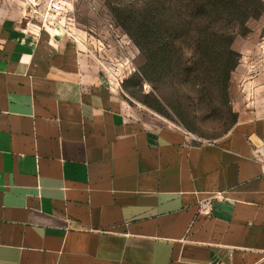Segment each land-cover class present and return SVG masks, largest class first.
<instances>
[{"label": "crops", "instance_id": "1", "mask_svg": "<svg viewBox=\"0 0 264 264\" xmlns=\"http://www.w3.org/2000/svg\"><path fill=\"white\" fill-rule=\"evenodd\" d=\"M2 12L0 264H264V116L195 142Z\"/></svg>", "mask_w": 264, "mask_h": 264}, {"label": "rangeland", "instance_id": "2", "mask_svg": "<svg viewBox=\"0 0 264 264\" xmlns=\"http://www.w3.org/2000/svg\"><path fill=\"white\" fill-rule=\"evenodd\" d=\"M152 2L78 0L70 11L71 21L65 23L67 32L57 34L70 38L91 57L97 81L117 90L136 114L179 128L195 142H219L239 120L264 116V14L249 20V33L234 40L232 48L241 60L229 80L228 101L215 90L213 105L208 106L199 100L202 89L197 83L187 84L185 75H177L172 67L162 71L158 60L153 68L148 66V52L136 42V27L139 13L150 10ZM2 11L20 14V0H0L3 21ZM15 13L11 27L18 21L14 29L22 33L26 21H19ZM158 43L153 41V50Z\"/></svg>", "mask_w": 264, "mask_h": 264}, {"label": "trees", "instance_id": "3", "mask_svg": "<svg viewBox=\"0 0 264 264\" xmlns=\"http://www.w3.org/2000/svg\"><path fill=\"white\" fill-rule=\"evenodd\" d=\"M153 2L150 10H141L136 27V42L147 50L148 66L153 68L158 60L162 71L172 67L177 75H185L187 84L201 87L199 100L208 106L213 105L216 91L226 103L231 74L241 60L232 45L237 36L249 33V20L264 14V0Z\"/></svg>", "mask_w": 264, "mask_h": 264}, {"label": "built area", "instance_id": "4", "mask_svg": "<svg viewBox=\"0 0 264 264\" xmlns=\"http://www.w3.org/2000/svg\"><path fill=\"white\" fill-rule=\"evenodd\" d=\"M78 0H20L22 20L26 27L38 33L65 31L66 21H71L70 11ZM26 29V28H25ZM209 203L203 205V210Z\"/></svg>", "mask_w": 264, "mask_h": 264}]
</instances>
